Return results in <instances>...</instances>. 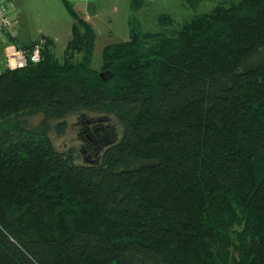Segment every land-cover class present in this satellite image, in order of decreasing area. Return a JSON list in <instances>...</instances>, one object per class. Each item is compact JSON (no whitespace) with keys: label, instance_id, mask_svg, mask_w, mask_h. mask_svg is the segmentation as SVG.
Returning a JSON list of instances; mask_svg holds the SVG:
<instances>
[{"label":"trees","instance_id":"obj_1","mask_svg":"<svg viewBox=\"0 0 264 264\" xmlns=\"http://www.w3.org/2000/svg\"><path fill=\"white\" fill-rule=\"evenodd\" d=\"M60 1L62 62L42 37L39 62L0 70V124L43 117L17 141L0 134V264H264V0L218 4L169 36L131 28L98 70L94 29ZM80 113L121 128L90 164L48 137Z\"/></svg>","mask_w":264,"mask_h":264},{"label":"rangeland","instance_id":"obj_2","mask_svg":"<svg viewBox=\"0 0 264 264\" xmlns=\"http://www.w3.org/2000/svg\"><path fill=\"white\" fill-rule=\"evenodd\" d=\"M67 1L74 8H82L84 6L83 3H89L84 2V0ZM235 1L237 0H200L199 4L192 8L185 0H146L139 11H134L131 7V0H94L91 3L96 5L95 11L89 12V14L85 11V14L90 17L95 30L92 68L98 70L101 67L104 47L129 40L131 28H135L142 33L162 32L164 35L169 36L182 23L210 12L218 4L222 3L227 6ZM7 6L9 14H12L17 22H21V35L27 34L29 37H36L35 40H38L39 30L48 32L54 43L52 52L56 59L62 62L64 49L68 41L67 37L71 34L73 21L61 2L59 0H9ZM159 16L170 17L173 24L163 27L158 22ZM5 46V44L0 45V70L4 67L3 50ZM83 115L85 118L99 117L103 118V120L105 119L109 126L115 129V142L121 138V128L112 117H104L92 113H80L67 117L65 119V128L61 133L57 132L54 127L57 122H49L51 128L48 132V137L56 151L66 153L71 150L76 158V163L90 164L91 160H95L92 147H89L90 149L88 148L85 153V156L89 157L87 161L81 153L85 147L83 142L84 134L79 135L80 122L82 121L79 118ZM42 120L43 117L37 115L19 118L13 123L6 121L0 124V134L7 132L11 135L12 140L17 141L22 137V134L37 131Z\"/></svg>","mask_w":264,"mask_h":264},{"label":"built area","instance_id":"obj_3","mask_svg":"<svg viewBox=\"0 0 264 264\" xmlns=\"http://www.w3.org/2000/svg\"><path fill=\"white\" fill-rule=\"evenodd\" d=\"M9 0H0V40L8 36H14L13 20L15 18L9 14L7 2ZM88 1V0H85ZM42 42L35 43L29 50L14 49L6 54V67L9 69L23 68L29 62L37 63L41 59Z\"/></svg>","mask_w":264,"mask_h":264},{"label":"flooded vegetation","instance_id":"obj_4","mask_svg":"<svg viewBox=\"0 0 264 264\" xmlns=\"http://www.w3.org/2000/svg\"><path fill=\"white\" fill-rule=\"evenodd\" d=\"M80 122V134H84V150L81 153L84 155V159L87 161L89 157L85 156V153L89 147H92L94 152V158L97 159L99 152L112 145L115 142L116 134L114 128L110 127L108 122L103 118H85L84 115L79 118ZM82 148V149H83ZM90 149V148H89ZM92 157V156H90ZM95 160H91L94 163Z\"/></svg>","mask_w":264,"mask_h":264},{"label":"crops","instance_id":"obj_5","mask_svg":"<svg viewBox=\"0 0 264 264\" xmlns=\"http://www.w3.org/2000/svg\"><path fill=\"white\" fill-rule=\"evenodd\" d=\"M59 2H61L59 0ZM62 4V3H61ZM84 6H82V8H74V10L83 18L85 19L87 22L90 23V25L92 26V28L94 29V26L92 25L91 23V19L89 16H87L85 14V11H87V13L89 14V12H93L95 11L96 9V5H94L93 3H88V4H84ZM64 7V6H63ZM65 9V8H64ZM66 10V9H65ZM68 14V13H67ZM85 14V15H83ZM70 17V16H69ZM13 20V27H14V36H13V39L15 41L14 44H9L7 43V38L3 39L2 41H0V45L1 44H5L6 46L4 47V50H3V57H4V67H6V54L13 51L14 49L18 48L16 47L19 46V47H22V46H28V45H31V44H34V43H37L38 40H40L42 37H46V38H50V35L48 34V32H44V31H40L38 32V35L39 36V39L38 40H35L36 37H29V35H21V29H22V25H21V22H17V20L15 18H12ZM156 20V23H157V18L155 19ZM24 27V25H23ZM95 31V30H94ZM70 36V35H69ZM67 37L68 40L70 39V37ZM124 40V39H123ZM126 41V40H125ZM68 42V41H67ZM120 42H123V41H120Z\"/></svg>","mask_w":264,"mask_h":264},{"label":"water","instance_id":"obj_6","mask_svg":"<svg viewBox=\"0 0 264 264\" xmlns=\"http://www.w3.org/2000/svg\"><path fill=\"white\" fill-rule=\"evenodd\" d=\"M110 73L108 72H106V73H100L99 74V76H100V78L102 79V80H106V79H108V78H110Z\"/></svg>","mask_w":264,"mask_h":264}]
</instances>
